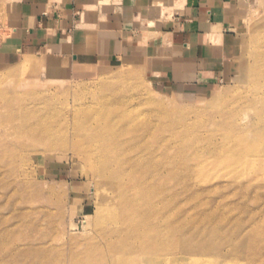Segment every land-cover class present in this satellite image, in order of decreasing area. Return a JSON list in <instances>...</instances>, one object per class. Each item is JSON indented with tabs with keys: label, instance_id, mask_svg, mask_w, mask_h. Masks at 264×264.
<instances>
[{
	"label": "rangeland",
	"instance_id": "374dc122",
	"mask_svg": "<svg viewBox=\"0 0 264 264\" xmlns=\"http://www.w3.org/2000/svg\"><path fill=\"white\" fill-rule=\"evenodd\" d=\"M237 6L232 29L238 42L230 71L213 85L162 87L138 65H117L102 68L92 79L59 77L21 87L25 77L38 76L35 71L46 67L39 55L0 70L3 107L17 104L18 94L25 98L29 92H37L38 98L53 92V104L59 108L79 100L92 104L108 97L115 103L132 99L129 108L156 131L152 138L150 133L145 137L149 144L158 148L157 140H176L177 150L170 152L178 159L166 164L159 182L153 181L160 186L164 212L161 228L143 238L125 232V213L108 198L111 192L98 187L96 170L74 152L71 134L53 145L27 141V150L10 154L5 152L12 141H5L0 148L5 153L0 160V264H40L49 257L48 264H117V250L129 255L118 264H264V123L255 124L264 109L259 100L264 91L250 76L259 68L264 72V0H238ZM126 67L133 76L121 73ZM130 84L132 89L127 88ZM4 96L10 100H2ZM245 114L248 124L239 125L236 118ZM177 126L183 132L179 137L172 136ZM240 130L246 134L242 145L235 139ZM67 142L68 149L62 150ZM224 142L229 147L223 152ZM2 238L7 239V251L2 250ZM15 242L19 247L33 243L44 254L36 257L20 249L17 255Z\"/></svg>",
	"mask_w": 264,
	"mask_h": 264
},
{
	"label": "crops",
	"instance_id": "0c3cea01",
	"mask_svg": "<svg viewBox=\"0 0 264 264\" xmlns=\"http://www.w3.org/2000/svg\"><path fill=\"white\" fill-rule=\"evenodd\" d=\"M237 2L0 0V70L39 55L69 80L138 65L162 87L213 85L236 51Z\"/></svg>",
	"mask_w": 264,
	"mask_h": 264
},
{
	"label": "bare ground",
	"instance_id": "6f19581e",
	"mask_svg": "<svg viewBox=\"0 0 264 264\" xmlns=\"http://www.w3.org/2000/svg\"><path fill=\"white\" fill-rule=\"evenodd\" d=\"M42 63H46V67L43 66V69L41 67V71H35L37 74H39L38 76L33 73L25 77L26 81L20 84L21 87L27 86L30 83L36 84L38 82L62 79L59 77L51 76L52 74H49L50 70L51 72L56 71L55 69L60 67V64H58L56 61L53 62L47 59H45V61H43ZM32 64L33 62L27 63L29 67L33 66ZM37 64H35L34 66L36 69L37 67L39 68ZM64 64H66L65 61ZM121 73H123L124 76L128 78L129 76H133L134 71L126 67L121 70ZM250 76L254 79H252V81H254L255 84H262L261 89L264 91V72H261L259 68V71L256 69L250 74ZM121 85V88H124V85ZM133 85H127V88L132 89ZM252 86L253 85H251V87ZM21 94H18V96L15 94L18 97L17 100H19L17 103L18 105L16 103L12 104L13 102H9L8 104H5V107H3V104H0V148L5 143V141H12L13 144H10L11 146L7 150L8 152L6 151L5 153L10 154L14 152L19 153L24 151L28 146L26 145L27 141H43L45 145L57 144L56 141L63 135L70 136L71 134V142L69 143L72 144V149L74 150V152L78 153L80 156H83L87 161V164L89 166H92L96 170L98 178H100L98 187L105 188L109 192H111V195H109L108 198L110 197L111 200L113 198L114 204H117L118 209H120L121 212L125 213L128 219V224L126 225L125 232L127 234H129L130 232H135L144 238L147 237V234L157 232L159 228H161L160 219L161 216H163L164 211L160 206V186L158 185V187H156L153 181L156 182L160 180V178L162 177L161 171L165 167H167L166 164L174 165L176 163V160L178 162L177 157L173 156L170 152L176 149V140H172V138H170L168 140L166 139L160 142V140L158 141L156 139L157 142H159V144L156 143L158 148L153 147L154 144L152 143V145H150L149 142L151 141L148 142L145 137H148L147 134L150 133V137L152 138L153 135L151 136V134L154 127L151 124L153 128L152 130H150L148 127V121L143 120L142 122H140L139 117H137L138 115H136L135 112L128 106L130 104H128V102L130 100L132 101V99H130L127 103L124 102V99H122L120 102L115 103L111 101L110 97H105L108 100L103 99L92 104L83 103L78 99V103L75 102L72 104V106L67 108H62L63 105L65 106L66 104H63V102H61L63 105L62 107L60 106L61 108H59L54 105L56 102L52 100L51 96L53 95V92H51L49 96L43 95V97L39 98L37 96V92H29L26 94L25 98H21ZM5 97L7 96H4L2 100H4ZM7 99L10 100L8 97ZM12 99H16V97ZM114 99L116 100V98ZM6 100L5 102H7ZM29 100L33 102V105L28 102ZM259 100L264 102V93L259 95ZM3 108L5 109V111L2 110ZM236 119L239 122V125L244 121L245 125H247V122H249L247 121V114L241 115ZM263 123L264 109L260 111L259 114H257L255 121V124L257 125ZM191 128L193 129L192 126ZM182 133L183 132L178 130L177 126V130L172 136L176 135L177 137H179V135H181ZM260 133H262V131H260ZM187 136L189 135H186V137ZM245 137L246 134L242 130L237 132V134L235 135V139H237L238 143H241V145L246 143ZM198 138L196 136V139ZM229 139L231 140V138ZM222 141H224L223 138ZM69 143H65L62 150L68 149ZM228 144L229 142H224L223 147H220L222 149L221 151L224 152L225 150L223 149H228ZM189 151L191 154L192 150ZM5 153L3 151L1 152L0 149V160L4 158ZM183 154L186 155L185 153ZM194 157H196V155ZM173 172L174 170L169 171L170 177H173ZM164 178H166V176ZM156 197L159 198L160 202L154 201ZM103 219L104 218L101 215L99 217V222ZM168 219L169 218L165 219V223L167 225L170 224ZM157 234L158 233H156L155 235ZM1 241L4 247V249L2 250L7 251V239L2 238ZM15 243H17L15 244V249H18V252L16 253L17 255L19 254L20 249H26L28 250V252L30 251L35 254L36 257L38 255L44 254L43 252L37 250L34 247L33 243L29 245L27 244V246L25 247H19L22 245H20L18 242ZM116 252L117 254L115 258L117 264L119 261H127L129 259L128 254L122 255L120 253V255L118 253L119 250H117ZM50 262V257L40 260V264H48ZM149 262L151 261L149 260Z\"/></svg>",
	"mask_w": 264,
	"mask_h": 264
}]
</instances>
